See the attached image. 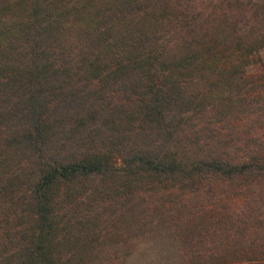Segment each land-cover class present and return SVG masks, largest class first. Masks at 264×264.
<instances>
[{
  "label": "trees",
  "instance_id": "1",
  "mask_svg": "<svg viewBox=\"0 0 264 264\" xmlns=\"http://www.w3.org/2000/svg\"><path fill=\"white\" fill-rule=\"evenodd\" d=\"M216 1L0 0V264H118L153 229L183 264H264V142L236 133L264 0ZM247 177L229 211L156 203Z\"/></svg>",
  "mask_w": 264,
  "mask_h": 264
},
{
  "label": "rangeland",
  "instance_id": "2",
  "mask_svg": "<svg viewBox=\"0 0 264 264\" xmlns=\"http://www.w3.org/2000/svg\"><path fill=\"white\" fill-rule=\"evenodd\" d=\"M224 1L226 3L231 0ZM202 2L206 4L215 3L217 1L202 0ZM251 36L254 40L256 38L264 40V35L258 33V29L256 28ZM251 58L252 61L247 65V69L249 72L255 73L258 83L264 84V43L256 49V52ZM257 94L258 93H256V96ZM262 94L264 95V90L262 91ZM261 104L264 105V99ZM258 106L255 108V111L250 112L248 117L236 120V122H238L236 123L237 127H240L236 130L238 137L242 138L243 141L247 140L246 147H244L245 144L240 145L241 147L237 154H246L244 150L248 147L255 150L256 148H261V141L264 142V109L259 111L257 109ZM248 121L251 122L250 125L248 124ZM241 128L243 132H240ZM253 149L251 150L252 154L255 153ZM251 178L252 177L243 178L241 181L232 183L227 182L223 186L216 185L212 182V184L201 186L200 189H195V187L183 188V186L178 185L170 193H168L166 191L168 189L165 188L162 189V195L156 196V203H159V206L164 208V216L167 219H170L172 216H178L180 213L183 214L184 211L187 210V206L194 208V206L200 205V203L207 205V209H213L217 212H219V210L229 211L232 210L230 205H234L233 200H236L237 202L242 196L238 190V182L243 184V182H249ZM258 180L264 184V177L260 179L258 178ZM187 189L192 192L187 193ZM183 200H185L186 205H183ZM160 201H163L164 204H161ZM215 211H212V213ZM153 214L155 213L149 215L151 216ZM157 232H159V229L157 231L153 229L152 234L154 237L146 238L147 240L125 249L128 251V254H126L125 258L121 259L118 264H183L179 251L183 249V246L178 242V237H175V234L172 233H165L163 236L159 234L155 235Z\"/></svg>",
  "mask_w": 264,
  "mask_h": 264
}]
</instances>
